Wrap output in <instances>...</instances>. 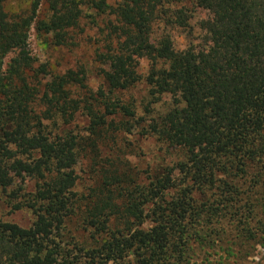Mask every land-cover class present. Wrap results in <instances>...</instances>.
<instances>
[{
	"label": "trees",
	"instance_id": "1",
	"mask_svg": "<svg viewBox=\"0 0 264 264\" xmlns=\"http://www.w3.org/2000/svg\"><path fill=\"white\" fill-rule=\"evenodd\" d=\"M8 1L0 191L34 220H0V264H244L264 247V0H51L46 19L45 0H29L26 15L7 14ZM198 9L211 15L204 49L176 51L165 28L186 29ZM84 12L100 19L97 91L84 69L50 74L28 49L33 23L54 47L75 46ZM141 83L138 107L123 96ZM78 114L85 136L59 131ZM131 128L158 146L145 177L117 149L114 134Z\"/></svg>",
	"mask_w": 264,
	"mask_h": 264
},
{
	"label": "rangeland",
	"instance_id": "2",
	"mask_svg": "<svg viewBox=\"0 0 264 264\" xmlns=\"http://www.w3.org/2000/svg\"><path fill=\"white\" fill-rule=\"evenodd\" d=\"M51 0L42 2L38 9V18L46 19L49 16V3ZM113 3L125 4V0H113ZM29 0H9L4 9L9 15L25 14L29 11ZM85 13V12H84ZM211 15L207 10L198 9L192 16L186 29H169L165 28V32L169 34L173 47L176 51H186L193 49L195 51L204 49L203 38L206 32L203 23L210 20ZM100 19L93 12H86L83 17L79 30L75 33V46L72 47H54L50 36L37 35L35 24L29 30L28 49L32 57L38 65H45L48 73L56 75L67 72L69 70L76 71L84 69L86 76V85L92 91H97L99 88H105L102 79L99 75L100 65L95 62V54L101 45V36L95 25H99ZM163 27V26H162ZM160 27H155V32L159 36L163 31ZM10 56L6 59V62ZM149 69V64L145 59L139 62L138 73L143 78ZM124 99L133 101L136 106L142 107L147 101V92L144 84H138L130 91L124 94ZM170 98L162 97L160 106L156 107V111L162 110L168 106ZM140 111V110H139ZM87 121L78 114L74 121L59 127V131L71 133L74 136H85ZM117 138V149L123 158L131 162L134 171L140 176L145 177L147 167L153 165L159 160L158 156L153 157L158 148L152 138H145L139 135L134 128L129 129L128 133L117 132L114 134ZM130 143L132 147L125 149V145ZM124 150V152L122 151ZM170 158V157H169ZM153 162H152V161ZM155 162V163H154ZM149 164V165H148ZM78 172L82 181L87 180V171L89 165L87 161L82 160L78 163ZM83 184V183H82ZM264 204V199H261ZM264 217V214H262ZM0 220L16 224L22 228H28L34 217L29 210L22 209L12 211L5 195L0 191ZM70 234L75 235L79 239L84 238V234L77 229V226L70 223L68 226ZM244 264H264V247L257 245L254 253L249 257Z\"/></svg>",
	"mask_w": 264,
	"mask_h": 264
}]
</instances>
